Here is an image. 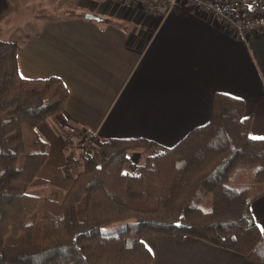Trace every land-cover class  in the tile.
Segmentation results:
<instances>
[{
  "label": "trees",
  "instance_id": "1",
  "mask_svg": "<svg viewBox=\"0 0 264 264\" xmlns=\"http://www.w3.org/2000/svg\"><path fill=\"white\" fill-rule=\"evenodd\" d=\"M17 48L0 40V264H152L143 239L153 235L191 236L264 264L250 210L264 193V138L250 136L243 99L214 93L209 121L170 147L100 140L81 153L64 195L45 198L28 191L48 156L37 125L64 109L69 89L59 76H20ZM135 150L153 153L134 161ZM239 165L254 167L252 187L234 185ZM201 192L207 208L195 204ZM116 222L126 225L103 232Z\"/></svg>",
  "mask_w": 264,
  "mask_h": 264
},
{
  "label": "crops",
  "instance_id": "2",
  "mask_svg": "<svg viewBox=\"0 0 264 264\" xmlns=\"http://www.w3.org/2000/svg\"><path fill=\"white\" fill-rule=\"evenodd\" d=\"M17 2L0 0V40L17 42L20 76H59L69 89L64 109L37 125L48 156L30 194L64 195L81 166L77 136L85 127L101 140L145 138L170 147L209 121L216 92L243 99L250 136L264 138V35L236 37L218 18L185 6L157 17L112 0H70L76 11L22 21ZM250 210L264 236V193ZM143 240L152 264H254L191 236Z\"/></svg>",
  "mask_w": 264,
  "mask_h": 264
},
{
  "label": "built area",
  "instance_id": "3",
  "mask_svg": "<svg viewBox=\"0 0 264 264\" xmlns=\"http://www.w3.org/2000/svg\"><path fill=\"white\" fill-rule=\"evenodd\" d=\"M120 9L139 10L146 16H166L174 7L185 6L200 14L219 19L232 35L247 39L249 35H264V0L258 8L252 7L256 0H112ZM249 7V9L247 8ZM96 130L85 127L77 136L81 153H91L100 141Z\"/></svg>",
  "mask_w": 264,
  "mask_h": 264
},
{
  "label": "rangeland",
  "instance_id": "4",
  "mask_svg": "<svg viewBox=\"0 0 264 264\" xmlns=\"http://www.w3.org/2000/svg\"><path fill=\"white\" fill-rule=\"evenodd\" d=\"M32 1L33 0H29V1L20 0V3L17 2L18 4L17 9L19 7V10H17L15 13L19 15L22 21L31 20L33 18L39 17V15H41V17L48 16V17L56 18L58 16L63 15L64 13H67L66 11H72V10L76 11L77 10V8H75L74 5L71 4V2H69L70 0H53L52 4H50L49 6L47 5L44 6V4H42L38 7L35 6V4ZM79 1L80 0H77L75 4H78ZM66 2L69 3V5H65ZM67 15H70V14H67ZM23 28L28 29V30L34 29L30 27L29 28L23 27ZM252 36L249 35L246 40H250ZM18 39H21V38H18ZM142 152L144 155L153 153L150 150H135L131 152V159L134 161H137V159L143 158L144 155L142 154ZM231 175H232L231 178H232V181L234 182V185L238 187L240 186L252 187L253 184L255 183L253 166L239 165L233 170ZM61 197H62L61 195L58 197L54 196L52 199H60ZM210 203H211L210 194L208 192H201L200 195H198L195 198V204L202 205L205 208L209 207ZM125 225H126L125 222H116V223L104 226L102 230L103 232H106V233H116L117 231L122 229Z\"/></svg>",
  "mask_w": 264,
  "mask_h": 264
},
{
  "label": "water",
  "instance_id": "5",
  "mask_svg": "<svg viewBox=\"0 0 264 264\" xmlns=\"http://www.w3.org/2000/svg\"><path fill=\"white\" fill-rule=\"evenodd\" d=\"M86 18H90V19H96V20H100L101 18L95 14H91V13H87L85 14Z\"/></svg>",
  "mask_w": 264,
  "mask_h": 264
}]
</instances>
